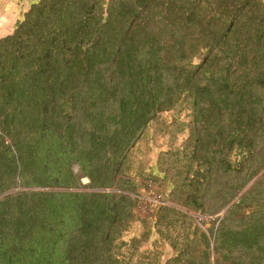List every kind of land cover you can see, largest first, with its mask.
I'll use <instances>...</instances> for the list:
<instances>
[{"label":"rangeland","instance_id":"rangeland-1","mask_svg":"<svg viewBox=\"0 0 264 264\" xmlns=\"http://www.w3.org/2000/svg\"><path fill=\"white\" fill-rule=\"evenodd\" d=\"M245 39L222 111L174 98L143 125L104 52L38 70L2 45L0 264H264V38Z\"/></svg>","mask_w":264,"mask_h":264},{"label":"trees","instance_id":"trees-1","mask_svg":"<svg viewBox=\"0 0 264 264\" xmlns=\"http://www.w3.org/2000/svg\"><path fill=\"white\" fill-rule=\"evenodd\" d=\"M128 1L38 0L0 48L11 46L13 59L25 68L39 57L38 70L53 58L58 62L61 51L85 48L90 61L104 52L110 73H128L135 125L174 98L205 106L207 117L222 111L227 87L238 93L229 84L227 59L238 56L243 39L251 45L264 38V0ZM78 4L82 13L71 18ZM69 21L76 30L70 42Z\"/></svg>","mask_w":264,"mask_h":264},{"label":"crops","instance_id":"crops-1","mask_svg":"<svg viewBox=\"0 0 264 264\" xmlns=\"http://www.w3.org/2000/svg\"><path fill=\"white\" fill-rule=\"evenodd\" d=\"M0 0V26H12L18 18L19 12L30 7L35 0ZM2 35V34H1ZM5 35V34H4Z\"/></svg>","mask_w":264,"mask_h":264}]
</instances>
